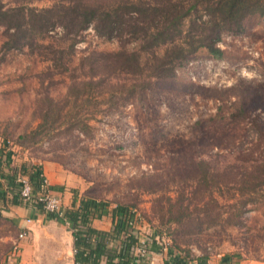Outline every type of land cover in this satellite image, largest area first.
Segmentation results:
<instances>
[{
    "label": "rangeland",
    "instance_id": "1",
    "mask_svg": "<svg viewBox=\"0 0 264 264\" xmlns=\"http://www.w3.org/2000/svg\"><path fill=\"white\" fill-rule=\"evenodd\" d=\"M244 25L222 36L220 59L200 49L172 77L147 81L120 69L119 53L139 49L127 35L57 27L44 48L7 50L0 28V138L16 143L63 107L82 123L23 154L62 168L83 197L137 209L145 231L184 256L264 264V17ZM16 234L0 216V264Z\"/></svg>",
    "mask_w": 264,
    "mask_h": 264
},
{
    "label": "trees",
    "instance_id": "2",
    "mask_svg": "<svg viewBox=\"0 0 264 264\" xmlns=\"http://www.w3.org/2000/svg\"><path fill=\"white\" fill-rule=\"evenodd\" d=\"M34 1L18 0L8 5L0 0V28L5 29L3 46L7 50L44 48L40 44L57 27L66 35L77 36L93 26L96 33L106 39L127 35L139 44V49H124L119 53L125 64L120 69L124 72L131 68L135 73L145 75L144 81L172 77L200 49H206L214 59H220L222 36L240 35L245 31L248 18L264 17V0H48L52 4L43 7L33 5ZM142 65L148 66L144 69ZM107 82L104 80L103 83ZM40 120L35 130L21 135L13 144L31 147L53 138L64 125L82 123V119L64 113L63 107L59 106L46 110ZM4 141L11 144L5 137ZM19 170L29 175L35 193L43 189V170L39 166L23 165L18 170L12 169L7 185L15 205L23 204L17 183ZM106 205L92 198H82L78 209L64 211L71 227L79 228L75 233V263L100 264L105 257L107 264H117L116 260L134 264L132 250L137 240L133 230L126 227L135 218L132 208L119 206L113 209L115 218L122 219L123 224L115 225L111 232L89 225V213ZM49 217L62 221L55 214H49ZM123 232L129 236L118 251L114 243ZM155 235H159L157 231ZM172 259L174 264L186 263L180 257Z\"/></svg>",
    "mask_w": 264,
    "mask_h": 264
},
{
    "label": "crops",
    "instance_id": "3",
    "mask_svg": "<svg viewBox=\"0 0 264 264\" xmlns=\"http://www.w3.org/2000/svg\"><path fill=\"white\" fill-rule=\"evenodd\" d=\"M23 165L39 166L43 170L54 192L62 196L64 211L78 209L81 199L88 198L65 185L66 176L62 168L29 157L28 154H23L20 146L2 141L0 138V216L8 220L16 229L15 240L18 239L22 230L26 229L25 231L28 232L27 238L20 242V249L17 252L8 253L2 264H75L74 230L77 228H72L70 223H67L65 215L61 217L62 221H58L50 218L49 214L37 209L34 205L24 202L20 205L13 204L8 192L10 190L7 185L8 176L12 175V169L18 170ZM106 207L89 213V225L100 231L111 232L117 218L113 210L108 205ZM28 219L31 221L28 222ZM114 244L119 251L118 242ZM153 249L154 252L147 264H167L176 252L174 248L168 250L157 245H154ZM170 250L173 253H170ZM180 258L186 261L185 264H239L238 261L222 254L210 257L200 255L186 257L181 253ZM100 264H107L105 257L101 259Z\"/></svg>",
    "mask_w": 264,
    "mask_h": 264
},
{
    "label": "built area",
    "instance_id": "4",
    "mask_svg": "<svg viewBox=\"0 0 264 264\" xmlns=\"http://www.w3.org/2000/svg\"><path fill=\"white\" fill-rule=\"evenodd\" d=\"M43 178V189L37 193L34 192V186L33 183L29 177V175L23 173L22 171H19L17 174V183L20 186V197L21 200L24 203L34 205V207L41 208L42 211H44L47 214H55L58 217H64V205H63V198L60 194L54 192L50 188V184L48 183V180L46 179L44 173L41 175ZM99 202V201H98ZM107 208L100 206L99 209ZM135 214V218L133 222L126 225L129 230H133V233L135 234V238L137 240V243L135 245V248L133 251V261L134 264H140V263H148L149 259L151 257V254L154 252V245H157L158 247H162L163 249H170V246L166 241L161 240L160 236L155 235L154 232L149 233L148 231H145V228L142 227V217L141 213L137 209L131 210ZM28 222L31 220L28 219ZM69 224V222L67 221ZM117 224H123V220L119 219L117 217L116 223ZM114 225V226H115ZM26 229L22 230L20 232L18 239H16L13 242L14 251L17 252L20 247V242L27 238L28 232L25 231ZM79 231V228L74 230V233ZM129 236L128 233H122L118 244L120 246L119 251L121 250V245L123 241L127 239ZM181 253L175 252L170 257L171 259L167 264H174L172 258L180 257ZM117 264H125L123 261L116 260ZM79 264V263H75Z\"/></svg>",
    "mask_w": 264,
    "mask_h": 264
}]
</instances>
